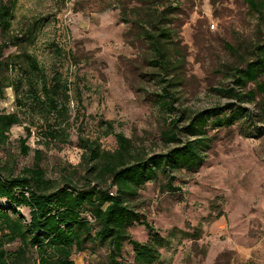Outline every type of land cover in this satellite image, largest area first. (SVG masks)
Here are the masks:
<instances>
[{
    "label": "rangeland",
    "instance_id": "obj_1",
    "mask_svg": "<svg viewBox=\"0 0 264 264\" xmlns=\"http://www.w3.org/2000/svg\"><path fill=\"white\" fill-rule=\"evenodd\" d=\"M34 23L36 37L24 48L68 85L70 143L40 145L43 122L26 112L0 149V171L19 176L36 163L34 152L40 149L36 164L47 179L81 186L85 167L78 135L97 140L108 152L117 149L114 134L121 133L140 153H167L187 137L164 141L170 115L162 100L174 99L180 126L201 111L240 106L247 113L236 119L224 121L230 114L225 112L222 125L213 118L203 124L199 166L159 173L140 190L131 205L151 229L137 224L128 232L138 242L150 231L169 240L158 264H264V74L238 89L253 92L252 102L212 91L233 87L235 70L254 61L257 48L264 49V10L259 15L244 0H18L11 34L20 35ZM159 30L167 32L159 38L171 60L167 70L152 64L158 55L145 35ZM17 51L11 46L5 54ZM16 111L13 90L4 88L0 113ZM21 140L30 148L27 155ZM168 182L178 190H169ZM0 205H6L4 199ZM18 210L28 218V209ZM107 253L87 250L72 260L105 264ZM132 257L126 245L124 262Z\"/></svg>",
    "mask_w": 264,
    "mask_h": 264
},
{
    "label": "trees",
    "instance_id": "obj_2",
    "mask_svg": "<svg viewBox=\"0 0 264 264\" xmlns=\"http://www.w3.org/2000/svg\"><path fill=\"white\" fill-rule=\"evenodd\" d=\"M18 0H0V92L11 88L17 111L0 113V149L8 140L13 126L22 125L26 112L40 119L41 140L45 148L62 147L70 143L68 129L69 89L61 74L55 70L48 72L37 58L24 46L34 42L37 27L34 23L20 35H12L14 9ZM249 9L259 15L264 10V0H244ZM153 35L145 32L150 45L158 55L152 64L167 70L171 60L160 45L159 38L167 32L159 30ZM18 49L5 54L9 47ZM13 74L8 77L7 74ZM264 74V49H256V59L237 68L234 86L214 88L238 102L254 99L253 92L238 91L249 83H257ZM262 86L257 84L258 91ZM214 107L197 113L188 119L187 126L179 125L176 118L174 99L161 101V108L170 115L168 127L162 132L167 143L181 141L167 153L147 155L140 153L132 141L121 133L114 134L117 149L104 151L97 140L78 135V147L82 150L81 166L84 165V180L81 186L65 180L59 184L46 178L39 167L42 151L35 150V164L24 168L19 176L5 175L0 171V264H74L72 256L84 251L95 252L105 248L108 252L105 264H127L123 260L126 245L132 248L133 257L129 264H158L160 250L169 245V240L159 234L149 235L145 242L134 240L128 230L134 225L150 226L142 214L131 203L139 196L146 184L156 181L159 173L171 174L179 167H197L203 161L200 150L203 146V124L213 118L222 125V113H230L227 120L236 119L245 108L228 105ZM264 121V105L261 108ZM182 113H180L181 116ZM32 126L34 124H31ZM43 127V128H42ZM106 131L112 132L111 122H106ZM30 136L29 128H25ZM21 152L27 155L29 146L20 142ZM167 188L178 190L168 182ZM28 209L25 218L18 209ZM17 247L11 250V245Z\"/></svg>",
    "mask_w": 264,
    "mask_h": 264
}]
</instances>
